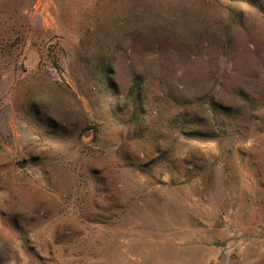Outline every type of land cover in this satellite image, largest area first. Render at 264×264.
<instances>
[{
    "label": "rangeland",
    "instance_id": "1",
    "mask_svg": "<svg viewBox=\"0 0 264 264\" xmlns=\"http://www.w3.org/2000/svg\"><path fill=\"white\" fill-rule=\"evenodd\" d=\"M0 264H264V0H0Z\"/></svg>",
    "mask_w": 264,
    "mask_h": 264
},
{
    "label": "trees",
    "instance_id": "2",
    "mask_svg": "<svg viewBox=\"0 0 264 264\" xmlns=\"http://www.w3.org/2000/svg\"><path fill=\"white\" fill-rule=\"evenodd\" d=\"M137 87V82L135 83V88Z\"/></svg>",
    "mask_w": 264,
    "mask_h": 264
}]
</instances>
